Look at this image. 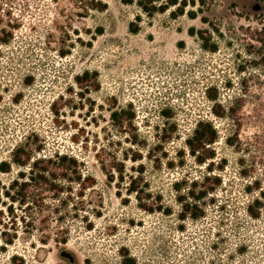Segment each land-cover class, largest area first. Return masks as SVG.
<instances>
[{"label": "rangeland", "instance_id": "rangeland-1", "mask_svg": "<svg viewBox=\"0 0 264 264\" xmlns=\"http://www.w3.org/2000/svg\"><path fill=\"white\" fill-rule=\"evenodd\" d=\"M137 1L0 0V160L17 145L65 153L94 180L9 189L27 197H4L0 264H264V0H185L182 13L141 0L164 6L150 14ZM197 120L217 131L209 165L184 144ZM130 176L168 213L140 208ZM213 176L200 215L183 214L176 196Z\"/></svg>", "mask_w": 264, "mask_h": 264}, {"label": "trees", "instance_id": "trees-1", "mask_svg": "<svg viewBox=\"0 0 264 264\" xmlns=\"http://www.w3.org/2000/svg\"><path fill=\"white\" fill-rule=\"evenodd\" d=\"M125 2H131V0H123ZM138 5L142 10H144L146 13L150 14L158 10H163L164 6H146L141 2V0L137 1ZM167 5L176 7V10L178 13H182L183 7L185 6V0H168ZM102 9V8H100ZM172 15L175 13L171 12ZM190 15H193V13H189ZM129 30L131 32L137 31V26H134L132 23H129ZM100 33V32H99ZM2 42L8 41V38H0ZM210 50H215L216 46L215 44L205 45ZM87 75V71L84 72V76ZM78 81H80L81 77H77ZM116 112H113L112 115H115ZM119 118L124 120H130L133 117V114L127 110L121 109L118 113ZM217 138V131L215 128L211 125L209 121L206 120H197L195 123V126L191 132L190 135H188L184 139L185 147L188 150V153L193 157L194 161L198 164H203L207 160L209 163H211V160L214 158V150L210 148V145L216 140ZM38 151H40V148H38ZM131 161H136L137 159H140L139 154L131 155L129 157ZM11 163L18 165L20 167H27V179L23 178L25 177L24 172L20 171L18 172V176L24 180H21L20 183H18V177H15L11 179L8 184L5 186V184H2L0 181V225L4 226L5 222H3L1 219L3 216L2 213V207H4L6 213H11V202L16 201L19 205H22L25 202V199L27 197L26 193L19 192L17 190H14L10 192L9 189H14V186L18 185V188H23L22 186L27 185L29 182H33V184L43 187V189L47 191L60 192L63 191V183H60V179L63 181H68L69 183L75 182L77 183L78 187L85 189L88 186H92L94 184V180L89 178V176L83 175L81 171H79L77 167L76 159L73 156H70L65 153H54L50 156L47 155H40V156H34L28 148H25L22 145H17L12 149L11 152V158L10 161L7 160H0V172H9ZM72 167V168H71ZM114 171L117 172L120 179L122 180V173H123V167L121 163H117L113 166H111ZM140 169V168H139ZM104 170V167H103ZM140 172V170H137ZM113 177V174L110 172L109 178ZM204 178H207L205 176ZM29 181V182H28ZM182 182V181H181ZM181 182H174L173 188L176 191H179ZM196 181L192 180L189 184V188H187L186 192L184 194H178L176 196L177 202L180 203L181 211L183 214H188L192 217H197L200 214L195 212V208H197L195 201L200 200L203 196H205L208 192H211L214 190V185H218L220 183L219 178L217 176H213V182L210 187H205L200 190H197L194 192V190L191 188L192 186H195ZM67 187V186H66ZM15 192V195H14ZM127 193H133L135 198L137 199V205L147 211H153L154 209L167 212L168 210L166 208H162L160 204L157 206H149L145 202H141V196L140 193L142 192L141 188H139L138 180L136 177H131L126 187ZM81 195V194H80ZM4 197L7 200H10L11 202L8 203L5 201ZM35 198H33L34 202L39 201ZM149 194L146 192L145 198H148ZM42 198H40L41 200ZM193 201V202H192ZM250 213L254 215L252 210L250 209ZM12 214V213H11ZM182 214V216H183ZM11 220V218H9ZM2 233H6L5 231ZM3 241L6 243H11V238H3Z\"/></svg>", "mask_w": 264, "mask_h": 264}, {"label": "flooded vegetation", "instance_id": "flooded-vegetation-1", "mask_svg": "<svg viewBox=\"0 0 264 264\" xmlns=\"http://www.w3.org/2000/svg\"><path fill=\"white\" fill-rule=\"evenodd\" d=\"M253 9H257V4H252Z\"/></svg>", "mask_w": 264, "mask_h": 264}, {"label": "water", "instance_id": "water-1", "mask_svg": "<svg viewBox=\"0 0 264 264\" xmlns=\"http://www.w3.org/2000/svg\"><path fill=\"white\" fill-rule=\"evenodd\" d=\"M63 255H64V256H67V254H65V253H64Z\"/></svg>", "mask_w": 264, "mask_h": 264}]
</instances>
